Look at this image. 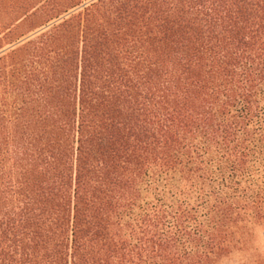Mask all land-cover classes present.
<instances>
[{"label":"trees","instance_id":"trees-1","mask_svg":"<svg viewBox=\"0 0 264 264\" xmlns=\"http://www.w3.org/2000/svg\"><path fill=\"white\" fill-rule=\"evenodd\" d=\"M14 6L0 33L18 44L0 55V264L246 252L264 228V0Z\"/></svg>","mask_w":264,"mask_h":264},{"label":"rangeland","instance_id":"rangeland-1","mask_svg":"<svg viewBox=\"0 0 264 264\" xmlns=\"http://www.w3.org/2000/svg\"><path fill=\"white\" fill-rule=\"evenodd\" d=\"M14 4L15 0H0V33H1V23L7 24L5 26V31L10 28V24L14 21ZM41 31L31 34L27 39L39 35ZM12 39H7L6 41L0 42V48L6 46L0 51V55L5 52L15 48L18 44L10 45L8 44ZM24 40L20 42H24ZM220 264H264V228H257L251 239L249 249L244 253H237L236 255L223 259Z\"/></svg>","mask_w":264,"mask_h":264}]
</instances>
